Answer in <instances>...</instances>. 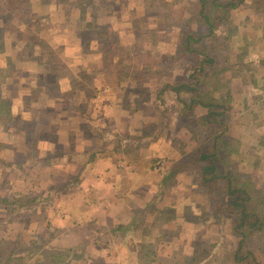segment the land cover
I'll return each mask as SVG.
<instances>
[{
	"label": "rangeland",
	"instance_id": "rangeland-1",
	"mask_svg": "<svg viewBox=\"0 0 264 264\" xmlns=\"http://www.w3.org/2000/svg\"><path fill=\"white\" fill-rule=\"evenodd\" d=\"M79 1L33 0L9 12L0 5V64L10 72L0 83V258L13 249L25 255L19 263L34 264L57 249L70 264H138L136 247L148 240L157 242L148 264H232L225 258L241 237L226 179L210 196L214 186L201 192L197 183L198 156L213 147L200 123L209 109L166 85L200 80V99L226 114L221 175L264 191V0H234L215 34L192 45L213 59L201 73L203 55L182 43L185 30L207 33L184 8L193 0ZM108 34L143 50L154 72L148 81L116 82L100 67ZM91 150L110 163L92 172L108 183L94 198L69 185ZM104 199L108 206H100ZM153 219L162 232L147 238ZM245 251L264 264L262 237L249 236Z\"/></svg>",
	"mask_w": 264,
	"mask_h": 264
},
{
	"label": "trees",
	"instance_id": "trees-1",
	"mask_svg": "<svg viewBox=\"0 0 264 264\" xmlns=\"http://www.w3.org/2000/svg\"><path fill=\"white\" fill-rule=\"evenodd\" d=\"M70 0H65L66 3ZM243 1V0H240ZM64 2V1H63ZM33 4V0H3L1 7L9 12V11H24L26 8H30ZM83 0L79 1V6H82ZM237 3L234 0H193L191 5L184 6L185 9L191 11L190 15L194 14L195 19L199 24H202L206 27V34H196L190 30H185L183 32V48L185 51L195 52L197 54H202L203 58L199 63V66L195 68V72L201 73L203 72L205 66L207 64H212L213 59L209 57L203 50H199L198 48L193 47L192 45H200L201 41L205 36L214 35L215 29L223 23L224 19H228V11L229 9L235 7ZM171 8V7H170ZM4 32V30H2ZM111 36V37H110ZM115 34L105 35V40H103V49L99 52V60L97 61L100 64V67L107 68L109 73L112 74V77L117 81H120L121 78L127 77L129 80L137 81H148V77H150L152 72V62L146 61L143 58L141 49L140 51L135 50L136 48H129V45H125L118 41L115 37ZM33 43V41H32ZM3 43L0 44V50L2 49ZM15 47V46H13ZM6 65L2 66L0 64V83L2 79L10 75L6 73L3 75L2 72L6 71ZM53 84L60 89L59 83L55 81V73L53 74ZM73 83V78L70 79ZM80 85V83L77 81ZM74 84V83H73ZM200 80L195 84L196 87L183 83L179 85H166V88H170L176 93H180L182 91L189 92L193 97L189 99V104L192 105L193 102H196L209 110L202 117L200 123L203 125H207L210 133L212 134V152L211 153H200L198 156V161L203 164L198 167V177L197 183L201 190V192L205 190L214 188L207 194L208 196L212 195L218 187L217 181L221 177H225L226 179V193L229 196V204L228 208L235 215V225L234 230L240 234V239L238 241V245L234 250H231L228 255H226V260L228 262H232V264L238 263H247V264H257L254 260V256L250 251H245L246 242L248 241L249 236L251 235H259L262 237L264 242V191L258 189L253 183H251L248 179H240L237 175H221L219 171V167L216 163L217 153L222 150L226 143L223 139V136L226 132L225 123L222 122L223 118L226 117V114L223 111H215L214 109H218L219 107H223L220 103H212L200 99L205 98L203 95H206L204 92H200ZM78 85V86H79ZM200 92V93H199ZM213 108V109H211ZM210 127L212 129H210ZM218 127H222L219 133H216ZM72 141V140H71ZM4 147L3 143L0 141V150ZM97 151H89L86 159L87 162H93L97 158ZM81 169L78 171L74 177L69 182V185H75L81 180ZM176 170H170L166 173L165 179L170 180L175 174ZM206 194V195H207ZM5 203H9L5 200ZM142 220H139L140 225L142 226L145 219V214L141 217ZM148 221V220H146ZM158 221L157 219H153L152 221H148L146 227L143 228L147 234V238H149L152 233L157 232L160 234V231L156 228V226H152V222ZM125 225L119 224L117 228L121 229ZM157 230H156V229ZM156 230V231H154ZM162 232V231H161ZM163 237L162 235H159ZM159 242V241H158ZM156 243H152L148 240L141 241L138 243L137 248V262L138 264H148L145 261L146 257L154 255L151 253L156 246ZM166 242L162 241L161 248L165 247ZM152 249V250H151ZM28 250V249H27ZM151 250V252H150ZM32 252H30L31 254ZM42 253L40 259H37L34 264H70L66 260H71L65 250H45ZM33 254V253H32ZM25 256V255H24ZM23 255L16 254L13 249H9L4 251L3 258H0V264H21L19 261L24 257ZM196 258L192 260L195 261Z\"/></svg>",
	"mask_w": 264,
	"mask_h": 264
},
{
	"label": "crops",
	"instance_id": "crops-1",
	"mask_svg": "<svg viewBox=\"0 0 264 264\" xmlns=\"http://www.w3.org/2000/svg\"><path fill=\"white\" fill-rule=\"evenodd\" d=\"M94 151V150H93ZM76 152V151H75ZM78 152V151H77ZM85 153H86V150H85ZM107 159L108 158H105V157H103V156H97V158L95 159V162L93 163V162H87L86 163V161L87 160H85L84 162H82V164L79 166V165H76L75 164V166H77L78 167V170H77V172L74 174V175H76L77 173H78V171L81 169V180H80V182L79 183H77V185H79V188H81V190H84V191H86V193H85V195H87L89 198H94V197H98L97 195H96V193H97V189L98 188H101L100 187V184L101 183H103L102 184V188H103V186L105 185H107V184H104L105 182H98L96 179H94L93 178V176H92V172L93 171H97V170H101L102 168H108L109 167V162L107 161ZM102 176V175H101ZM108 178H109V175L106 173V175H105V179H107L108 180ZM102 180V179H101ZM111 181V180H110ZM113 184V183H112ZM110 185L111 187H114L113 185ZM116 185H117V183H115V188H116ZM114 188V189H115ZM111 191V190H110ZM115 191V190H114ZM111 195V194H110ZM112 195H113V192H112ZM100 196V195H99ZM111 200V199H110ZM116 203H118V204H120V206L122 207L123 206V204L122 203H120L119 201L118 202H116ZM111 204H113V202H112V200H111ZM108 206L109 205V203H108V201L107 200H102V201H100V206ZM90 214H92V213H90ZM93 216L94 215H96V216H99V217H101V213H100V215H99V213H98V210L97 211H94L93 212V214H92ZM122 224H126V223H122ZM137 224H139V222L137 223ZM139 227V226H138ZM137 227V228H138ZM117 229V228H116ZM116 229H114V230H116ZM112 233H115L114 231H112V232H110V234H112ZM109 234V235H110ZM111 237H115V235L113 234ZM114 243V242H113ZM116 244V243H115Z\"/></svg>",
	"mask_w": 264,
	"mask_h": 264
}]
</instances>
